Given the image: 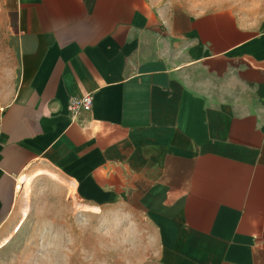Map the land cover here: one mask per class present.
Masks as SVG:
<instances>
[{"label": "crops", "instance_id": "0c3cea01", "mask_svg": "<svg viewBox=\"0 0 264 264\" xmlns=\"http://www.w3.org/2000/svg\"><path fill=\"white\" fill-rule=\"evenodd\" d=\"M2 3L0 226L45 170L93 202H139L166 264H264V19L168 0ZM35 163L55 172L26 174Z\"/></svg>", "mask_w": 264, "mask_h": 264}, {"label": "rangeland", "instance_id": "374dc122", "mask_svg": "<svg viewBox=\"0 0 264 264\" xmlns=\"http://www.w3.org/2000/svg\"><path fill=\"white\" fill-rule=\"evenodd\" d=\"M168 1L196 12L229 8L249 22L264 19V0ZM5 17L0 0V32ZM39 168L54 171L35 163L26 174ZM49 174L43 170L33 180L24 216L0 226V264H166L139 202L110 196L93 202L82 186Z\"/></svg>", "mask_w": 264, "mask_h": 264}, {"label": "built area", "instance_id": "2783aa9c", "mask_svg": "<svg viewBox=\"0 0 264 264\" xmlns=\"http://www.w3.org/2000/svg\"><path fill=\"white\" fill-rule=\"evenodd\" d=\"M92 96L90 94L74 97L72 96L69 101V108L71 113L76 112L78 109L88 111L92 106Z\"/></svg>", "mask_w": 264, "mask_h": 264}, {"label": "bare ground", "instance_id": "6f19581e", "mask_svg": "<svg viewBox=\"0 0 264 264\" xmlns=\"http://www.w3.org/2000/svg\"><path fill=\"white\" fill-rule=\"evenodd\" d=\"M88 260H89V259H88ZM90 260H91V259H90ZM74 262H75V261H74ZM74 262H73V263H74ZM104 262H105V261H104ZM71 264H72V263H71Z\"/></svg>", "mask_w": 264, "mask_h": 264}]
</instances>
